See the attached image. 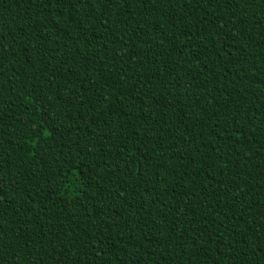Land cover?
<instances>
[{
  "label": "trees",
  "instance_id": "1",
  "mask_svg": "<svg viewBox=\"0 0 264 264\" xmlns=\"http://www.w3.org/2000/svg\"><path fill=\"white\" fill-rule=\"evenodd\" d=\"M0 264H264V0H0Z\"/></svg>",
  "mask_w": 264,
  "mask_h": 264
}]
</instances>
